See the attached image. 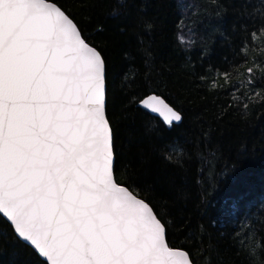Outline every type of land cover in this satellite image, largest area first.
Wrapping results in <instances>:
<instances>
[{"label": "trees", "instance_id": "obj_1", "mask_svg": "<svg viewBox=\"0 0 264 264\" xmlns=\"http://www.w3.org/2000/svg\"><path fill=\"white\" fill-rule=\"evenodd\" d=\"M50 1L105 58L115 179L168 246L193 264H264V0ZM149 94L181 121L141 108ZM0 264H47L1 214Z\"/></svg>", "mask_w": 264, "mask_h": 264}, {"label": "snow or ice", "instance_id": "obj_2", "mask_svg": "<svg viewBox=\"0 0 264 264\" xmlns=\"http://www.w3.org/2000/svg\"><path fill=\"white\" fill-rule=\"evenodd\" d=\"M106 81L102 53L56 3L0 0V214L47 264H193L115 179ZM141 103L182 119L157 96Z\"/></svg>", "mask_w": 264, "mask_h": 264}, {"label": "water", "instance_id": "obj_3", "mask_svg": "<svg viewBox=\"0 0 264 264\" xmlns=\"http://www.w3.org/2000/svg\"><path fill=\"white\" fill-rule=\"evenodd\" d=\"M51 2V1H50ZM149 96H157V97H159L160 99H162L163 101H164V103L165 104H167L170 108H172L174 111H176L172 106H170L161 96H159V95H156V94H149V95H147V96H145L143 99H141L140 101H139V103H138V105L141 107V108H143L144 110H146V111H148L150 114H152V115H154V116H156V117H158L162 122H164L165 123V121H164V118L162 117V116H160V114L159 113H156V112H152L150 109H148V108H145L143 105H142V101H144V100H146ZM177 112V111H176ZM179 113V112H178ZM180 122V121H179ZM174 123H178V122H176V121H173V123L172 124H174ZM166 124V123H165ZM123 186V185H122ZM139 198V197H138ZM2 215V214H1ZM3 216V215H2ZM5 218V217H4ZM6 219V218H5ZM7 220V219H6ZM10 223V222H9ZM11 225V224H10ZM24 242V241H23ZM26 244H28L27 242H25ZM167 243V242H166ZM29 245V244H28ZM30 246V245H29ZM32 247V246H31ZM170 247V246H169ZM33 248V247H32ZM170 248H172V247H170ZM34 249V248H33ZM174 249H178V248H174ZM35 250V249H34ZM180 250H182V249H180ZM35 252H36V250H35ZM37 254H38V252H36ZM39 255V254H38ZM40 258H42V257H40ZM44 261H46V259L45 258H42ZM47 262V261H46Z\"/></svg>", "mask_w": 264, "mask_h": 264}]
</instances>
